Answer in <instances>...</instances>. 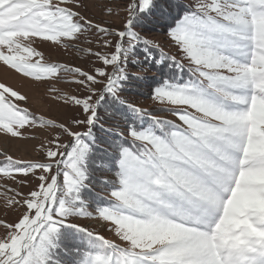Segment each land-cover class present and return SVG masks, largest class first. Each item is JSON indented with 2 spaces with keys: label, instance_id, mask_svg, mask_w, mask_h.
Listing matches in <instances>:
<instances>
[{
  "label": "snow or ice",
  "instance_id": "1",
  "mask_svg": "<svg viewBox=\"0 0 264 264\" xmlns=\"http://www.w3.org/2000/svg\"><path fill=\"white\" fill-rule=\"evenodd\" d=\"M96 6L99 19L88 0H0V68L71 113L34 111L0 81V140L42 155L0 150L2 206L17 213L0 218V264H264V0L177 2L159 18L156 0Z\"/></svg>",
  "mask_w": 264,
  "mask_h": 264
},
{
  "label": "rangeland",
  "instance_id": "2",
  "mask_svg": "<svg viewBox=\"0 0 264 264\" xmlns=\"http://www.w3.org/2000/svg\"><path fill=\"white\" fill-rule=\"evenodd\" d=\"M158 1V0H156ZM185 4L192 3V0H181ZM104 0H88V3L90 5L89 11L87 12V15L90 17H95L97 19L101 18L104 14L100 11V8L96 6V3H102ZM121 4L124 2V0H120ZM163 27H154V30H149L146 35L155 38L157 41H159L163 46H165L166 50L171 51L175 53L176 49L174 47H171L169 45V42L167 40V37L162 29ZM42 49L45 51L46 56L50 57L52 60L59 61V62H65L69 64H77L80 66H83L85 68L90 67V64L88 63L87 59H85V54L77 52L74 49H70L69 51L65 52L61 48H54L51 44H45L41 46ZM130 71L137 72L139 69L137 68H131ZM0 81H7L8 83H11L13 85H16L18 87H21L23 91L27 92L30 96L29 101V107L38 112H46L52 116L59 117L61 119H66L68 115L71 113L64 110L63 108L51 104L50 102L46 100H38L36 98L35 90L32 88V86L29 84L28 81H25L22 77L5 71L3 68H0ZM39 94H43V89H40ZM140 104L142 107L146 108H153V104L149 97L147 96H137V99L133 100ZM35 141H3L0 140V150L7 149L10 154H13L17 157H23L25 159H41L42 155L38 154L36 151L33 150L32 144H34ZM100 170V169H99ZM99 173L101 175L108 174L105 171L100 170ZM108 176V175H106ZM0 182H2V178H0ZM37 181L34 178H30V186H35ZM30 190V187H22L21 191L28 192ZM3 197L0 196V218H7L9 220L15 219V216L17 213H5L3 208ZM80 223H82L85 226H89L91 228H94L97 231H100L101 234H104L106 236L111 237V233H108L105 228H103L101 225L97 224L94 220L91 219H85L80 218ZM3 236V229H0V237Z\"/></svg>",
  "mask_w": 264,
  "mask_h": 264
},
{
  "label": "trees",
  "instance_id": "3",
  "mask_svg": "<svg viewBox=\"0 0 264 264\" xmlns=\"http://www.w3.org/2000/svg\"><path fill=\"white\" fill-rule=\"evenodd\" d=\"M177 2L185 4L181 0H158V1H156L157 7H156L155 12L153 13V18H159L160 14L162 12H164V13L172 12L173 14H175V11H176L175 4ZM157 26L158 25H153L151 27L154 28V27H157ZM159 27H163V25H159ZM148 31L149 30H145V33H147ZM141 90L146 91V89H141ZM123 95L127 96L130 100H135V99H137V96H141V95L137 94L136 90H133V91H130V92H126ZM141 97H143V96H141ZM96 131H97V135L98 136H103L104 135L102 132L99 131V129H97ZM97 143H101L102 144V141L98 140ZM104 146H106V145H104ZM97 163H99V162H97ZM99 171L100 170L98 168V170L96 171V175L98 177H103V175H101L99 173ZM106 175H110V174L108 173V174H105L104 176H106ZM100 190H101V186L98 185L96 187V191L99 192Z\"/></svg>",
  "mask_w": 264,
  "mask_h": 264
}]
</instances>
